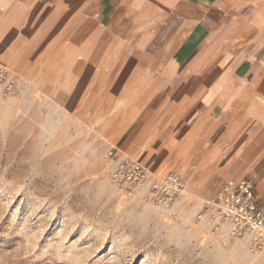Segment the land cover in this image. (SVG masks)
<instances>
[{"label":"crops","instance_id":"crops-1","mask_svg":"<svg viewBox=\"0 0 264 264\" xmlns=\"http://www.w3.org/2000/svg\"><path fill=\"white\" fill-rule=\"evenodd\" d=\"M0 48L15 75H81L119 155L198 198L248 178L264 206V0H0Z\"/></svg>","mask_w":264,"mask_h":264},{"label":"rangeland","instance_id":"rangeland-1","mask_svg":"<svg viewBox=\"0 0 264 264\" xmlns=\"http://www.w3.org/2000/svg\"><path fill=\"white\" fill-rule=\"evenodd\" d=\"M66 69L62 80L14 69L20 87L0 95V264H263L246 239L210 234L197 218L208 198L186 190L165 208L118 191L106 158L116 146L92 119L102 98L87 112L85 79Z\"/></svg>","mask_w":264,"mask_h":264},{"label":"built area","instance_id":"built-area-1","mask_svg":"<svg viewBox=\"0 0 264 264\" xmlns=\"http://www.w3.org/2000/svg\"><path fill=\"white\" fill-rule=\"evenodd\" d=\"M19 88L17 76L0 65V95L12 97ZM106 158L111 165L110 182L128 197L144 203L170 208L187 190V180L180 173L151 174L140 160L121 157L110 148ZM255 185L243 178L228 180L216 194L206 199L198 219H207L210 234L226 240L246 239L251 254L264 252V206L255 200Z\"/></svg>","mask_w":264,"mask_h":264},{"label":"bare ground","instance_id":"bare-ground-1","mask_svg":"<svg viewBox=\"0 0 264 264\" xmlns=\"http://www.w3.org/2000/svg\"><path fill=\"white\" fill-rule=\"evenodd\" d=\"M263 264H264V261H263Z\"/></svg>","mask_w":264,"mask_h":264}]
</instances>
